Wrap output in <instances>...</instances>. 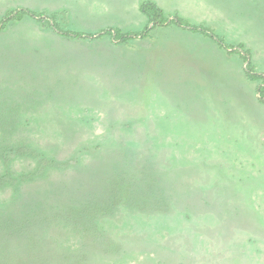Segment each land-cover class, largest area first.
<instances>
[{
    "label": "rangeland",
    "instance_id": "rangeland-1",
    "mask_svg": "<svg viewBox=\"0 0 264 264\" xmlns=\"http://www.w3.org/2000/svg\"><path fill=\"white\" fill-rule=\"evenodd\" d=\"M197 1L219 17L199 24L224 42L238 40L223 18L238 22L263 70L264 0ZM94 15L62 21L94 33L104 13ZM19 44L0 59V264H264L260 108L242 98L245 112L191 114V87L161 78L176 75L169 49L126 61L95 46ZM218 81L197 93L220 94Z\"/></svg>",
    "mask_w": 264,
    "mask_h": 264
},
{
    "label": "crops",
    "instance_id": "crops-1",
    "mask_svg": "<svg viewBox=\"0 0 264 264\" xmlns=\"http://www.w3.org/2000/svg\"><path fill=\"white\" fill-rule=\"evenodd\" d=\"M158 7H160L166 15L172 16L178 14L180 17L185 18L189 22L199 23H210L212 19L218 17L210 15L206 10L200 9L197 0H152ZM142 0H0V16H3L8 10L16 7H26L37 11H45L47 13H60L63 14L62 18L66 19L65 15H69V18L75 19L76 15H80V22H84L86 19H97L94 15L95 12L104 13V19L99 23V26H116L122 29L125 27L127 22L137 20L138 18L145 17L147 24V17L140 10V4ZM51 3V4H50ZM112 3V4H110ZM44 4L45 6H41ZM53 4V6H51ZM107 4V6H106ZM21 5V6H20ZM89 8L88 16L83 11V7ZM82 13V14H81ZM82 15V16H81ZM109 15L110 18L105 19ZM79 17V16H78ZM83 17V18H81ZM219 18V17H218ZM217 18V19H218ZM229 18H223L224 28H229L230 31L225 32L230 35L237 36L235 41L237 43H243L245 48L250 50L251 56L254 57V52L251 50V44L245 42V35L234 32L231 26L236 24V21H232ZM77 20V19H76ZM109 20L108 23H106ZM221 20V16H220ZM97 21V20H96ZM231 25V26H230ZM239 28V24H236ZM80 28V25H79ZM101 28V29H102ZM100 30V29H99ZM123 30V29H122ZM42 31L43 36H40V40H36L35 36L39 35ZM125 31V30H123ZM128 31V30H126ZM41 34V33H40ZM47 34L51 35L53 39H46ZM152 38H135L131 39L125 44H115L111 41L109 36H103V38L97 39H76L61 36L53 28H49L45 25H41L35 19L25 16L19 21L9 22L0 31V59L6 61L13 60L7 54L6 49L8 46L22 51L20 42L27 41L32 49H39L40 46L46 44L49 46H95L105 50H110L112 54H107L112 58H122L129 61L131 54L142 53L143 51L150 50L151 54H157L158 51H153L156 48L164 49L165 52L169 49L171 52H175V76H169L167 73L160 72L161 78L165 82H170L181 86L179 89L182 90L183 86L191 87V91L187 92V101L191 100L190 113L194 112L198 114H205L203 110L208 109V115L212 117H218L220 115H227L226 110L232 109L239 110L242 105V98L251 100L252 104L256 108L257 113H264V104L259 102L256 93L257 82L247 79L244 72V62L240 56L235 52H227L221 48L213 39L204 36L198 32H192L187 29L180 28L175 25L158 26L151 30ZM35 35V36H34ZM15 38H19L18 42ZM58 39V42H55ZM89 40L91 42H89ZM130 42L132 45H130ZM86 45H85V44ZM88 43V44H87ZM235 43V44H237ZM6 46V47H5ZM156 46V47H153ZM23 47V46H22ZM264 49V46L261 45ZM153 51V52H152ZM3 53V54H2ZM161 54V53H160ZM168 59V58H166ZM163 60L161 64V69ZM264 70V69H263ZM261 70V71H263ZM217 74L214 77L212 75ZM168 76L170 78H168ZM223 84V91L218 94L211 89V93L200 95L196 89L205 87L207 84H213L215 87L217 83ZM236 82V83H235ZM256 83V84H255ZM212 87V88H213ZM209 86H206L208 89ZM231 89V90H230ZM202 89L201 91H203ZM200 91V92H201ZM232 92L231 94H224L226 92ZM234 93V94H233ZM220 101L223 106L218 108L216 106L217 101ZM258 105H257V104ZM207 108V109H204ZM242 112L244 107L241 106ZM221 110L223 112H221ZM226 111V113H225ZM242 113L241 111H239ZM234 113V112H233ZM233 125V124H232ZM262 152L264 154V133H261Z\"/></svg>",
    "mask_w": 264,
    "mask_h": 264
},
{
    "label": "trees",
    "instance_id": "trees-1",
    "mask_svg": "<svg viewBox=\"0 0 264 264\" xmlns=\"http://www.w3.org/2000/svg\"><path fill=\"white\" fill-rule=\"evenodd\" d=\"M140 10L147 17V24L139 31H123L116 26H107L94 33H85L82 31L72 30L64 26L63 14L47 13L37 11L26 7H16L8 10L3 16H0V31L12 21H19L25 16L35 19L41 25L53 28L61 36L76 39H97L103 36H109L115 44L128 43L131 39L146 38L150 35L153 28L158 26L175 25L192 32H198L215 40L217 44L227 52L237 53L244 64V72L247 79L257 82L256 93L259 102L264 104V71H259L251 62L250 50L245 48L243 43L228 44L218 37L212 29L202 24H192L178 14L172 16L166 15L163 10L152 0H143L140 4ZM62 16V17H61ZM63 19V21H62ZM79 259V258H78ZM81 262V263H80ZM59 264V263H58ZM71 264V263H70ZM72 264H83V261L75 260Z\"/></svg>",
    "mask_w": 264,
    "mask_h": 264
}]
</instances>
